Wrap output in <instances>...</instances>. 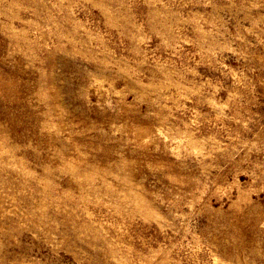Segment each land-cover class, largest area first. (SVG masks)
Instances as JSON below:
<instances>
[{
	"label": "rangeland",
	"instance_id": "obj_1",
	"mask_svg": "<svg viewBox=\"0 0 264 264\" xmlns=\"http://www.w3.org/2000/svg\"><path fill=\"white\" fill-rule=\"evenodd\" d=\"M0 264H264V0H0Z\"/></svg>",
	"mask_w": 264,
	"mask_h": 264
}]
</instances>
